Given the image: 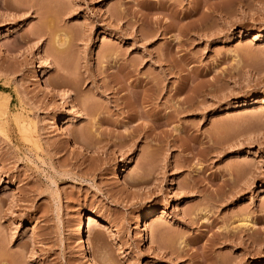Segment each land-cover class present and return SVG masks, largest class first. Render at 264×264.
Segmentation results:
<instances>
[{"label": "rangeland", "instance_id": "1", "mask_svg": "<svg viewBox=\"0 0 264 264\" xmlns=\"http://www.w3.org/2000/svg\"><path fill=\"white\" fill-rule=\"evenodd\" d=\"M0 90V264H264V0H0Z\"/></svg>", "mask_w": 264, "mask_h": 264}, {"label": "bare ground", "instance_id": "2", "mask_svg": "<svg viewBox=\"0 0 264 264\" xmlns=\"http://www.w3.org/2000/svg\"><path fill=\"white\" fill-rule=\"evenodd\" d=\"M33 1V0H32ZM36 0H34V2H35ZM41 1V0H40ZM48 1V0H47ZM44 4V3H43ZM45 5V4H44ZM40 6V5H39ZM49 6H50V4H49ZM54 6H55V4H54ZM53 6V7H54ZM46 7V6H45ZM52 7V8H53ZM44 7H42V9H43ZM47 8V7H46ZM51 8V9H52ZM60 9H64L65 11H67L68 10V8H66V5H64V4H62L61 5V8ZM67 9V10H66ZM59 11V10H58ZM52 11H50L49 12V14L51 13ZM65 13V12H64ZM45 14V13H44ZM52 15V14H51ZM50 15V16H51ZM46 16H47V14H46ZM43 19H44V17H43ZM50 19V20H49ZM52 20H53V18H52ZM49 21H51V18H49V16L48 17H46L45 18V25H47L48 23H49ZM44 22V21H43ZM53 22V21H52ZM47 23V24H46ZM51 24V23H50ZM49 24V27L51 26ZM41 27H44V26H41ZM52 27V26H51ZM50 27V28H51ZM44 29V28H43ZM61 29H59V30H57V29H55V28H51L48 32L50 33V35L51 36H54V42H53V44H54V46H55V52L53 53L52 51H51V55L50 56H52L53 58H55L57 61H59L58 59H61V50L65 47V45L67 44V42H68V40L64 37V35H66L68 32H64L63 30V32L62 31H60ZM44 31V30H43ZM39 32H41V31H39ZM68 34H70V33H68ZM67 34V35H68ZM76 34V33H75ZM40 35V34H39ZM72 35V34H71ZM67 37V36H66ZM74 38V37H73ZM53 51H54V49H53ZM63 51V50H62ZM48 55V56H49ZM55 60V61H56ZM63 60V59H62ZM46 86V88L48 89V90H50V86H48L47 84L45 85ZM9 96H8V94L7 93H5V92H3V91H1L0 90V115L2 116L3 114H7V110H8V107H9ZM259 100H260V103L262 104V105H264V96L262 97V98H259ZM258 100V101H259ZM65 118V114H62L61 116H60V120H63ZM76 144V143H75ZM77 146V145H76ZM79 146V145H78ZM128 165H129V163H128V161L126 160L125 162H124V165L120 168V170H119V174H117V176H116V178L117 179H120V178H123V176L121 177V173L123 172V171H126L125 169L128 167ZM237 169V168H236ZM246 169V168H245ZM242 169L241 167H239L238 168V172H245V173H247V174H252V170L251 169ZM155 210L154 209H151V210H148L146 213H145V215H144V217H145V219L147 220L146 221V223L144 224V226H143V228L141 229V231H140V236L141 237H145L146 236V232L148 231V228H147V222H148V219L149 218H151V217H154L155 216ZM148 218V219H147ZM95 223H97V220H96V218L95 217H93V216H86V217H83L81 220H80V222H79V224H78V228H77V237H78V239L81 241V243H82V254L85 256V257H89V244H88V242H87V227H88V225H90V224H95ZM241 224H244V225H248V223L249 224H251L250 223V220H248V218L246 219L245 218V220L244 221H241L240 222ZM93 264H95V263H93Z\"/></svg>", "mask_w": 264, "mask_h": 264}]
</instances>
